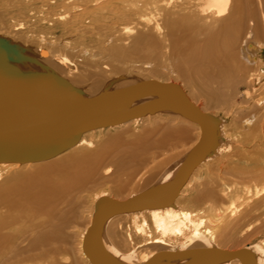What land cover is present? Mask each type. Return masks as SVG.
I'll use <instances>...</instances> for the list:
<instances>
[{
	"label": "bare ground",
	"instance_id": "bare-ground-1",
	"mask_svg": "<svg viewBox=\"0 0 264 264\" xmlns=\"http://www.w3.org/2000/svg\"><path fill=\"white\" fill-rule=\"evenodd\" d=\"M66 1L67 6H73L74 16L77 17L100 11L106 5L105 0ZM156 3L154 6L157 8ZM159 4L161 7L158 6L154 21L143 16L135 20L137 13L130 11L124 14L116 10V14L129 17L135 23L131 27L125 26L126 39L118 40L121 43L110 48L107 53L109 62L116 66L134 57L153 61V78L149 80L172 83L159 80V74L163 72L175 76L183 88L192 87L190 97L177 84L195 106L209 115L210 110H220L226 116L225 122L228 119L234 131L231 139L225 138L221 142L218 131L222 130V126L216 118L219 126L215 147L193 170L173 204L165 208L123 213V216H132L134 220L141 216L142 220L139 224L134 221L132 227L118 225L117 231H111L112 243L109 246L105 242V233L108 234L106 229L111 219L107 220L102 240L117 264H121L117 260L128 253L129 248L148 246V250L169 253L165 247H170L173 241H180L182 244L176 251L196 249L207 240L217 243L226 241L230 233L246 220L254 217L264 219V0H160ZM63 18H60L61 21ZM65 22L63 25L72 24L71 21ZM18 25L15 31L21 29V23ZM39 40L46 44L45 37L40 36ZM4 41L8 46L4 57L13 65L22 72H34L32 65L49 66L53 69L51 73L73 86L77 99L86 98L76 86L83 87L89 79L87 77H95L92 85H99L108 70L106 65L101 67L91 58L85 60L79 69L68 57L51 54L40 47L37 59H34L36 56H27L28 53L18 51ZM66 41L57 44L49 42L48 45L72 51L71 43ZM126 41L131 45L128 49L123 47ZM12 50L19 53L23 60H18ZM21 61L25 62L19 63ZM64 69L73 75L71 79L64 76ZM125 80L126 77L121 75L115 83ZM150 99L139 100L133 106ZM173 113L181 117L182 124L144 129L131 135L133 139L130 141H125L116 132L107 134V138L97 144L88 138V134L95 130L118 131L139 118L87 131L75 146L46 161L0 163V264H61L60 259L73 249L67 229L73 228L71 225L76 222L77 207L82 203L80 195L89 193L96 184L104 182L109 186L95 195L76 244L77 254L85 264H91L82 250V242L93 217L95 202L104 196L118 201L128 199L132 196L121 199L127 190L140 182L144 185L152 183L160 171L173 174L166 182L171 181L197 143L201 134L199 125L179 113ZM187 126L195 127L197 131L196 140L188 149L168 155L165 152L163 156L153 152L161 148L173 151L182 142H187ZM155 136L158 137L156 140L153 139ZM202 171L205 178L196 182ZM158 184L161 183H153L150 188ZM242 188H247V195L252 193L249 191L252 188L254 200L241 197L246 194L240 196ZM225 196L241 199V204H246L248 209L238 218L229 220L239 210L236 206L218 208ZM185 202L203 206V210L190 211L180 207ZM145 214L156 236L152 237L148 231ZM205 248L222 249L214 246ZM249 251L259 264L258 257ZM258 251L264 254L260 246ZM153 255L142 254L140 264ZM193 257L182 258L186 262ZM182 258L160 260L156 264H175ZM215 264L242 262L234 258Z\"/></svg>",
	"mask_w": 264,
	"mask_h": 264
},
{
	"label": "water",
	"instance_id": "water-1",
	"mask_svg": "<svg viewBox=\"0 0 264 264\" xmlns=\"http://www.w3.org/2000/svg\"><path fill=\"white\" fill-rule=\"evenodd\" d=\"M7 51L6 42L0 39V163L46 161L75 146L87 131L124 124L157 111H173L199 125L200 137L171 181L123 201L104 196L95 202L82 250L91 264H117L102 240L107 220L123 213L171 206L193 170L213 151L218 119L202 112L177 84L155 80L77 99L67 80L51 72H22L4 57ZM12 54L23 60L15 50ZM148 97L152 99L133 106ZM187 256L194 257L183 264H215L234 258L242 264H256L247 249L217 248L157 252L143 264Z\"/></svg>",
	"mask_w": 264,
	"mask_h": 264
},
{
	"label": "rangeland",
	"instance_id": "rangeland-1",
	"mask_svg": "<svg viewBox=\"0 0 264 264\" xmlns=\"http://www.w3.org/2000/svg\"><path fill=\"white\" fill-rule=\"evenodd\" d=\"M105 1L103 2H105L106 5L102 8V10L100 9V11L96 12L93 11L95 13L88 12V15L85 14L83 16L77 17V15L74 16L75 10L73 9V6H71L70 8L65 4L67 2L66 0H0V38L6 40L9 45L14 46L18 51H21L22 53L26 54L28 53L27 56H30L32 58L36 56L34 59H37L36 54L39 50L38 48L40 47L48 50L51 54H59L68 57L69 60L78 65L77 67L79 69H81V65L84 63V61L89 60L90 58L91 60H94L97 64H101V67L106 65L108 67V70L104 74L103 80L100 82L99 85H92L94 79H96L95 77H87L89 79L86 81L83 87L82 85H79V87H75L81 90L82 97L84 98L95 96L104 90H113L124 85H130L139 81L152 79L153 77L151 71H153L152 69L155 68L153 61L134 57L129 58L128 60L126 59L122 62V64L115 66V64L109 62L107 58V53L110 52V48L114 44L121 43L118 42V40L121 41L126 39L127 36L125 35L124 30L125 26L131 27V25H134L135 20L140 19L142 16L148 20L154 21L158 14L157 8L158 6H160V0ZM154 3L158 5L157 8L156 6H154ZM117 9L118 11L124 14L130 13V11L137 13L135 20L132 21L129 17L116 14ZM68 10L70 13L67 12ZM61 17H64L63 21H61ZM65 21H71V26L63 25L64 23H66ZM20 23L21 29L15 31V28H18V24ZM40 36L46 38V44L40 42ZM130 36L132 38L133 35L130 34ZM65 40H67L66 42H68L69 44L71 43L70 46L72 48V51H64L59 48L57 49L52 45H48L49 42H54L55 44H57L64 42ZM128 43L129 41H126L123 47L127 49L130 48L131 45H129ZM24 62L25 61H21L19 63ZM31 67L34 68L31 69L32 71L35 70L34 72H42L46 70L49 72H53V69L49 68V66L46 65H32ZM63 74L66 78L69 79H71V77L73 76L66 69L63 70ZM121 75H124L126 77V80L115 83L116 78ZM159 75V80L172 82L180 85V87L184 89L185 93H187V95L191 97L192 87L186 86V88H183V84L179 80H177L173 75L168 76L163 72H161ZM209 112L215 118H218L220 120L222 130L218 131V135L220 137L219 140L221 142H224L226 140L225 138L231 139L234 127L232 124H229L228 119H226L225 122L224 117L226 116L220 110H210ZM180 118V116L174 114L171 111H158L153 114H147L144 117L139 118L137 121L119 129L118 131L111 130L108 133V131L105 130H95L93 131V133L88 134V138L92 139L95 143L99 144L103 142L105 138H107V134L113 135L119 133L125 141H130L133 139L131 135L138 134L144 129L149 130L153 127L182 124L180 122ZM183 125L185 126V124ZM187 127L189 134V140L187 142H182L173 151L168 150V152L166 151V148H161L158 150H154L153 152H157L163 156V153L165 154V152L168 155L171 153H175L182 150L185 151L186 149H188L189 146H191L192 143L195 142L197 137V131L195 127ZM157 138V136L153 137L154 140H156ZM183 143H185V145H183ZM172 175H168L164 171H160L152 183L150 182V184L146 185L141 182L138 184H134L133 188L127 190L123 194L121 199L134 196L146 189H149L153 183H164L167 180L171 179ZM204 178L205 173L202 171V173L199 174L196 178V182H200ZM108 186V184L101 182V184H96L94 187H92L89 190V193L83 192L80 195L82 203H80L81 200L77 202V204L80 203V207H77L78 216L76 222L72 223L71 226H73V228L67 229L68 234L71 236L72 239L71 246L73 245V249L69 255L60 259L61 264H85L80 255L77 254L76 244L78 243L79 234L84 228V221L88 219V212L90 210L89 208L92 207V204L94 203L95 195L103 190H106ZM246 191H248L247 188H242L240 190V196L246 193L241 197H250L253 199L252 194L254 190L251 188L249 191H251L252 193L248 195ZM229 196H225V198L222 199V201L219 203L220 205H218V208L227 209L232 206H236L239 212L236 214V216L229 218V220H232L238 218V215L248 209V207L246 206V204H241V199L239 200L236 197ZM251 206L252 205L250 204V208ZM180 207L188 209L190 211L200 209L203 210V206H193L192 204L186 202L181 203ZM123 215H116L110 218L111 220L107 225V231L105 230L106 232H108V234L105 233V242L106 244L108 243V246L112 243L111 231L113 229L117 231L118 225H127L132 227L134 221L139 224L142 220L141 216H139L138 219L134 220L132 216ZM144 217L147 220L148 231L150 232L151 236H156L148 220L147 214H145ZM253 219H251L250 221L246 220L242 222L240 228H237V230L232 231L230 233V237L226 241L224 240L222 242L217 243V241L207 240L204 243H200V248L210 246L228 250L246 248L253 251L255 256L258 257L257 259L259 261V264H264V254L259 253L258 251V246L262 247L264 250V219H257L255 217ZM181 244L182 243L180 241H173L170 247H165V251H176L180 248ZM147 247L148 246H141L139 248L136 247L137 249L133 248L132 250H130L129 248L127 249L128 253H125L124 256H122L117 261H119V263L121 264H140V258L142 257V254H155L159 252L155 250H148ZM184 262L185 259L182 258L178 260L175 264H183Z\"/></svg>",
	"mask_w": 264,
	"mask_h": 264
}]
</instances>
